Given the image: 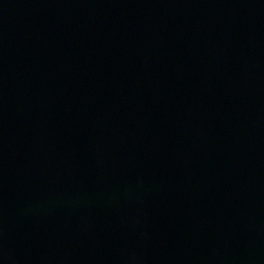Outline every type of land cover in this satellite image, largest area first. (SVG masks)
I'll list each match as a JSON object with an SVG mask.
<instances>
[{"label": "water", "instance_id": "1", "mask_svg": "<svg viewBox=\"0 0 264 264\" xmlns=\"http://www.w3.org/2000/svg\"><path fill=\"white\" fill-rule=\"evenodd\" d=\"M0 264H264V0H0Z\"/></svg>", "mask_w": 264, "mask_h": 264}]
</instances>
